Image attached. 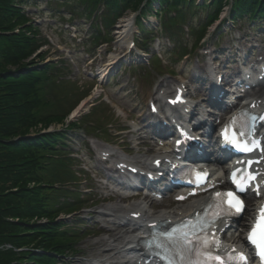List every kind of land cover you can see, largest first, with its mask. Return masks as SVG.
<instances>
[{
    "label": "trees",
    "instance_id": "16d2710c",
    "mask_svg": "<svg viewBox=\"0 0 264 264\" xmlns=\"http://www.w3.org/2000/svg\"><path fill=\"white\" fill-rule=\"evenodd\" d=\"M78 1H85L84 6L92 11L103 3L107 11L102 23L109 32L126 10H137L143 0ZM153 1L160 2L159 14L200 8L195 0ZM225 2L214 0L209 5L213 11L204 31L218 18ZM19 3L0 0V247H12L0 248V264H56L72 249L77 236L58 218L75 210L73 206L80 199L74 197L70 202L74 192L67 188L77 177L70 167L71 159L64 156L68 154L66 130L40 131L64 124L71 109L70 104L65 105L70 91L54 80L55 65L42 64L45 56L37 55L36 32L26 24ZM251 14H264V0H234V20ZM178 23L171 20L172 25ZM75 127V123L69 126ZM33 133L35 138L27 137Z\"/></svg>",
    "mask_w": 264,
    "mask_h": 264
},
{
    "label": "rangeland",
    "instance_id": "374dc122",
    "mask_svg": "<svg viewBox=\"0 0 264 264\" xmlns=\"http://www.w3.org/2000/svg\"><path fill=\"white\" fill-rule=\"evenodd\" d=\"M201 1V0H200ZM44 4L41 6L42 10H37L39 13V17H44V19H36V25L41 27V34L42 36H51V38H53V45L51 46H47L45 48H43V50L48 53L49 58L52 60L57 61V59L59 58L58 55L63 56V59H69V55H71L70 53V49L67 47H64L61 43H62V38L59 36L60 31L64 30L67 25H65V28H63L62 25V20L57 17V18H51V16L49 14H47V12H42L43 10L47 11L46 9V3L45 0H43ZM157 4V3H155ZM31 12H35L36 9L35 8H31L30 9ZM43 13V14H41ZM65 13V12H63ZM132 15L129 13V15L127 16V20L129 17H131ZM65 17H69L70 18V14L68 12H66ZM125 19V20H126ZM153 22V25H150V27L153 29L155 27V24H157L155 18L151 19ZM78 25H80L81 23V28L78 30L80 31L79 37L81 39H84L86 37V30L89 27V24L86 25V21L84 20H76ZM261 23L260 21H257V23ZM263 22V21H262ZM262 24V23H261ZM120 25H124L121 22H119L118 26L120 27ZM252 25V24H251ZM118 26L116 27V31L119 29ZM241 27V31L239 32V28ZM248 27L249 24H237V25H232L231 23H226L223 25V27L221 28L222 32H219L216 37L213 39L214 41L217 40V38L219 37L220 33L225 32V30L230 31V28H232V30L234 31L232 34L229 33L228 34V39L224 38V42L222 47H220V50H224V48H228L231 47V43H228L229 41H231V38H235V37H241L243 34L246 35V33H248ZM51 28V30L49 29ZM243 30V31H242ZM186 32V29H185ZM160 34V33H159ZM66 36H64L67 40V37H69V33L65 34ZM135 35H138L137 33ZM161 35V34H160ZM157 36L155 37V40L153 42H151L149 44V47H151V49L154 50H158L160 48V46L165 47V44L168 46V40L166 39V37L164 36ZM231 35V38H230ZM114 37H116V40L118 41V36L116 33H114ZM249 39H251V36H248ZM209 39V38H208ZM207 39V40H208ZM117 41H115V43L109 45V46H102L99 54H97V63L101 62L104 57L107 55V59H111L112 56L114 55H109V52L113 53L115 52L117 49H119V47L117 46ZM212 40L207 42V44L205 46H211ZM160 44V45H159ZM258 45L261 47V50H264V42L263 43H258ZM71 47H77V51L78 53H81L79 55L80 56V62L77 65H73L70 67L69 70H66L65 73H67L69 71L70 73V79L71 80H75L78 79L79 85L83 84L86 82V84H90V86H92L94 83H92L89 79H87V75L89 74L90 70L89 68H87L86 66H83V63L87 60V56L83 53V47L78 48L77 43H73ZM123 49V48H122ZM149 56V60L145 61V63L143 64L141 69H135L136 73H128L126 74V76H124V78H122V73H120V75L118 76L117 79H113L110 83L111 88L107 91L109 94V97L116 102L117 104H119L123 109H125L128 112V116L123 115V117L119 116V114L112 109L109 104H107L106 102H104L103 97L102 96H98L97 99H95L93 102H91L89 105L90 107H88V109L90 110L91 107L93 106H103V110L102 112H96V110H94L96 112V118L94 117L93 120L89 119V121H92L94 124L97 123L95 121H97L96 119H98L99 117H107V121H102V122H108L107 124L103 125V129H107L108 132L107 135L104 134H100L99 138L102 140H106L108 142H111L112 144H116L119 145L120 143V139H116L114 137V135L116 134V131H114V133H112V131L110 129H118L120 130L121 127H126L128 129H132V124L131 120H133L134 122L138 123L140 122V120H142V118L144 117V115L148 114V103L149 100L151 98H153L154 96V92H153V86L154 84H159L162 80L167 79L169 81H175L170 79L167 75H165L168 70L165 68L164 64H162V66H160V68L158 70H155L153 67L152 62L150 61V57L151 54L147 55ZM227 57L224 56V59H226ZM62 61V59H60ZM200 59L196 58V54L192 55L191 57V61L188 64V67L186 68V71H183V65L180 68L176 69V74L178 73L179 75L182 73H190V77L194 78V81L196 82V76L199 74L200 69H202V63L201 61H199ZM198 71V73L196 72ZM133 74H138L137 75V80L134 81L131 76ZM118 75V74H117ZM161 76H164L162 79H160ZM131 78V80H130ZM97 84L95 85V87L93 88L92 92L95 93L96 89L100 90V87L102 85L98 84V80L96 81ZM92 84V85H91ZM199 85H201L200 83L196 82L194 84V87H199ZM123 90H126L127 92H123ZM200 92V91H199ZM101 108V107H100ZM98 107V109H100ZM96 109V108H94ZM140 110H143L142 112ZM128 118V121H127ZM102 120V119H101ZM102 122L98 121V125L102 124ZM98 128V127H97ZM53 128H50V130ZM48 130V131H50ZM88 134V133H87ZM86 133H74L71 132L69 133V139L70 141L68 142L70 145V148H73L74 151L78 154V158L80 160V165L81 168H84V174L82 173V177L81 179H83L82 184L80 185V189L84 190L85 188H89L90 189V199H94L97 200L99 198L102 197H106L108 195V193H104L103 191H101L100 187H99V182L97 181L98 179H94L93 176H89L87 175L86 172V168L88 165H90L93 168H96V164L92 163V161H90L91 156L89 155L90 152L84 150L81 148L83 142L86 143V138L85 135H87ZM95 134V133H94ZM97 135V134H96ZM98 136V135H97ZM127 140H131V138H127ZM147 142V139H145ZM156 153V149H154L151 146H147V147H143L140 150H138V148H135L132 152V155L130 154L131 158L136 161L141 163L142 165H144L145 161H147V159H150L151 156H154ZM107 205V204H106ZM105 205V206H106ZM99 211V207L95 208V209H91V210H86V211H82L79 214H77L76 216H71L70 218H68V221L71 225L73 226H77V227H81L82 231H85V233H87L88 231H92V234H89L86 237H83L81 239V241L78 242L77 244V252L76 253H68L69 258H67L65 260V264H74V263H82L79 260L80 259V251H82L84 254H86L83 260L84 261H88L90 260V258L88 257L89 254V250H91L93 243L96 242L100 236H94V232L97 230H100V228H102V224H98L93 225L95 223V221H97L98 216L97 215H93L94 212H98ZM74 217H78L79 219L73 220ZM81 219H83V222H80ZM73 223V224H72ZM76 223V224H75ZM75 254H78L77 256Z\"/></svg>",
    "mask_w": 264,
    "mask_h": 264
},
{
    "label": "bare ground",
    "instance_id": "6f19581e",
    "mask_svg": "<svg viewBox=\"0 0 264 264\" xmlns=\"http://www.w3.org/2000/svg\"><path fill=\"white\" fill-rule=\"evenodd\" d=\"M122 23L124 25H121L120 28L118 29L119 31L117 32V34L119 35L118 41H117L118 46H121V45L124 46V44H127L128 41L131 39V32L129 29L128 20L123 21ZM111 65H113V60L111 63H109L107 65V69L110 68ZM161 87H162V89L169 90L171 87V83L169 84L168 82L163 81ZM258 87H259V90L256 92L258 95L257 100L262 99V95H263L262 92L264 91V81L262 83H260V85H258ZM96 95H97V93L93 94L91 97H89L87 99V101H85L84 103H82L78 107V109L76 110V112L74 114L75 116H73V119L78 117L88 107V105L93 101V99ZM158 101L160 102L159 99H158ZM226 107H230V106L227 105ZM142 142H144V141H141L140 143L142 144ZM163 150H165V149L163 148ZM157 155H158V153H157ZM157 155L154 157L153 162L155 160L159 159L161 154H159L158 156ZM102 174H105V173H102ZM216 180L217 181L224 180L222 172L218 173L216 176L213 177V181H216ZM129 206H134V204H129L128 206H126V208ZM119 208H120V203H115V204H111V206L108 207L106 210L109 211L110 213L116 214V213H118L117 211L119 210ZM196 208H199V205L197 204V201L195 200V201H192L186 205L179 206L177 208H170V209L164 208L166 211H161L157 214L159 216H161V219L163 221L164 220H173L174 218L181 217L183 214L187 213L188 211L191 212ZM101 216H104V215L101 214ZM112 218H113L112 216H107V220H106L108 222V223H106L107 224L106 229L108 231H110V234L107 235L106 238H99L96 242H94L91 250L89 251L88 256L92 259H96V258H102L103 259V258L107 257L108 259H111V260H109L110 264H116V263H114L116 261L115 259H116L117 255L120 254V252L117 251L118 250L117 247H118V244L120 245L123 243L124 237L120 234H116V233L114 234L113 232H115L118 228H124V226H125L124 222H129V221L127 219L119 218L117 220H114ZM122 225H124V226H122ZM134 225L141 227L142 223L141 222H135ZM231 228H233V226ZM136 240H137V238L134 237V235H129L128 237L125 238V241H127V243L124 245V247L131 246L133 243H135ZM243 240L244 239L242 238V236H239V237H237L236 242L233 241V243L243 245L244 244ZM82 254H84V253L82 252ZM128 263H131V262L128 261Z\"/></svg>",
    "mask_w": 264,
    "mask_h": 264
},
{
    "label": "snow or ice",
    "instance_id": "6c2138e0",
    "mask_svg": "<svg viewBox=\"0 0 264 264\" xmlns=\"http://www.w3.org/2000/svg\"><path fill=\"white\" fill-rule=\"evenodd\" d=\"M236 203L239 204L240 202L237 201ZM239 211H241V208H237V212H239ZM262 212H264V210H262ZM184 239L187 240V236L186 235H185ZM250 239H251V237H250ZM253 242L255 243V241H253Z\"/></svg>",
    "mask_w": 264,
    "mask_h": 264
}]
</instances>
